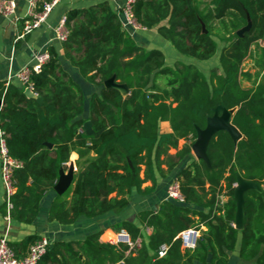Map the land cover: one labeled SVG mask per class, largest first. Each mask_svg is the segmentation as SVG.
Here are the masks:
<instances>
[{"label":"trees","instance_id":"trees-1","mask_svg":"<svg viewBox=\"0 0 264 264\" xmlns=\"http://www.w3.org/2000/svg\"><path fill=\"white\" fill-rule=\"evenodd\" d=\"M133 13L140 24L155 27L183 55L210 60L219 52L218 64L208 76L194 63L167 65L161 49H148L123 28L109 0L68 9L64 55L100 90L90 96L89 116L77 118L84 111V93L62 66L55 46L49 47L50 60L42 66L48 77L37 72L31 76L42 104L28 96L24 86L0 82L4 100L0 127L6 133L8 154L22 163L13 173L11 218L25 223L36 220L42 198L54 189L72 149L85 148L95 156L80 166L74 185L63 194L56 192L48 218L61 224L82 215L92 218L122 211L133 187L151 192L153 186L142 188V184L146 178L156 183L154 163H160V155L181 138L193 140L177 155H168L169 168L192 155L197 127L204 128L219 105L236 108L231 121L244 138L236 141L226 130L218 131L208 145L211 167L202 159L193 160L176 174L184 202L164 199L157 211L139 213L142 223L153 228L147 243L139 226L123 221L119 225L133 242L142 239L139 247L98 243L102 233L98 231L83 240L55 241L38 264H228L239 231L234 226L237 174L264 185V80L246 88L240 79L252 77L244 72L243 63L253 46L256 74L264 70V0H135ZM249 21L250 28L239 35L237 31ZM217 39L224 42L219 51ZM111 77L127 84L130 92L123 95L106 86ZM163 77L165 86L160 88L157 80ZM88 120L91 135L84 129ZM164 120L170 122L172 132L160 134L159 123ZM221 195L228 199L222 202ZM244 198L238 264H264V188L249 189ZM4 208L7 213L6 203ZM201 225L206 230L196 246L183 248L179 233ZM40 238L27 235L10 246L23 255ZM162 243L169 249L160 257Z\"/></svg>","mask_w":264,"mask_h":264},{"label":"crops","instance_id":"crops-1","mask_svg":"<svg viewBox=\"0 0 264 264\" xmlns=\"http://www.w3.org/2000/svg\"><path fill=\"white\" fill-rule=\"evenodd\" d=\"M100 1L102 0H61L48 16L45 23L39 28L34 29L31 33L19 38L18 36L21 35L24 24L28 19L27 11L29 0H15L16 9L13 15L4 16L0 13V82H4L6 85L13 83L19 87L24 86L16 76V73L22 67L26 65L30 66L34 63L35 52L46 51L50 46H55L62 66L70 74L72 79L80 85L84 93V111L77 118H87L89 116L88 103L90 96L93 92L99 91L100 86L87 81L81 76L79 69L65 57L62 46L63 41L57 38L56 27L68 9L74 7H88ZM124 1L125 0H109L112 8L116 12H118V7L121 6ZM131 35L138 41V43L145 45L148 49L158 48L162 50L161 46H165L169 51L171 50L170 46L163 42V38L157 33L155 27L148 30H139L131 33ZM262 43L263 40L261 44ZM165 59L167 60L166 54ZM166 64L170 65L167 61ZM261 73L262 80H264V70ZM127 92H130L129 88ZM37 96L38 94L35 93L34 96L30 97L36 98ZM3 104L4 100L2 98V104L0 107ZM169 132H172L170 122L167 120L160 121L159 133L162 134ZM192 140L193 139L186 140L181 138L179 139L177 146H169L167 148V153L163 152L160 155V163L158 165L154 163V177L156 183L154 184L151 178H146L142 184V188L153 186L154 188L151 192L141 193L133 187L130 192L129 205L122 211H111L92 218L82 215L75 222L70 224H61L56 220L51 221L48 218L50 204L57 194L54 189L48 191L42 198L40 213L33 223L21 222L11 217L8 218L4 208L5 189L1 179L0 164V236L6 235L9 243H11L19 242L27 235L37 234L40 237L49 238L52 244L55 241L83 240L92 233L102 231L97 240L98 243L118 245L123 241L117 243L113 242L112 240H114L116 234L121 231L128 233V231L120 226L119 223L123 221H131L141 228L143 240L147 243L150 234L153 232V228L142 223L139 213L144 210L157 211L160 208V203L166 199L168 185L174 178H176V174L179 170L191 161L199 160L192 151V155L185 156L178 165L172 169L169 168L167 161L168 155H177L183 146L187 143H191ZM80 150L83 152H80ZM85 150V148L72 149L70 158L68 162L65 163V167H63L67 172L70 166L74 165V178L71 186L74 185V180L80 166L84 165L89 159L95 156L93 151L87 152ZM141 177H145V166L142 168ZM112 195H115V193ZM220 198L223 202L228 199V196L221 195ZM196 208L205 211L208 210L207 208L199 206ZM199 229L202 237V233L206 230V226L201 225ZM141 240V238L137 239V241H139V246ZM182 247L186 248L183 245ZM239 262L240 258L234 256L232 253L228 264H238Z\"/></svg>","mask_w":264,"mask_h":264},{"label":"built area","instance_id":"built-area-1","mask_svg":"<svg viewBox=\"0 0 264 264\" xmlns=\"http://www.w3.org/2000/svg\"><path fill=\"white\" fill-rule=\"evenodd\" d=\"M39 0H29L27 17L22 33L18 37H23L31 33L34 29L39 28L46 22L48 16L59 4L61 0H46L42 5L38 4ZM135 0H125L124 3L118 7V14L120 16L122 26L130 34L139 30H148L149 28L140 24L134 13L133 3ZM15 0H0V13L4 16H10L15 13ZM57 38L61 41L66 40L68 36V29L66 27V15L64 14L56 27ZM50 60V53L48 50L35 52L34 63L30 66L22 67L16 76L20 79L26 89L34 92V85L31 76L34 72L40 73L42 66ZM35 93V92H34ZM83 130V129H81ZM0 164H1V179L5 189V203L7 217L10 218V212L13 207L11 200L12 195L16 191L14 180V169L21 166V161L11 157L8 154L6 145V133L0 127ZM236 184V183H235ZM167 200H175L184 202L185 197L180 188L178 178H174L167 187ZM182 238V244L186 248H194L201 238V231L199 228L191 227L179 233ZM113 242L123 241L129 245L130 249L138 247L139 241L133 242L127 232L121 231L116 234ZM51 241L47 237H41L29 245L28 250L23 255H18L16 251L10 246L6 235L0 236V264H38L40 258L46 253ZM169 249L167 243H162L158 249V256L163 257ZM122 264V262H120Z\"/></svg>","mask_w":264,"mask_h":264},{"label":"water","instance_id":"water-1","mask_svg":"<svg viewBox=\"0 0 264 264\" xmlns=\"http://www.w3.org/2000/svg\"><path fill=\"white\" fill-rule=\"evenodd\" d=\"M251 26V21L248 22L246 26L239 29L237 33L242 35L244 31L248 30ZM203 29H205V25L203 24ZM40 75L43 77H48L43 71L40 72ZM106 86H113L119 89L123 95L128 94V86L124 83H118L115 81L114 77L105 81ZM28 96H34L35 93L30 89L25 90ZM38 101L42 104L43 98L38 95L36 97ZM2 104V98L0 97V105ZM236 108L226 109L221 105L217 106L214 109V115L208 117L207 124L204 128L197 127V138L195 139L194 143L192 144V151L194 155L198 159H202L209 167H211V160L208 155V145L212 139V137L220 130H226L234 140H239L244 138L243 134L239 131V129L232 123L231 116L234 113ZM84 129L88 135L93 133L92 123L90 120L84 123ZM52 146L51 143H49ZM74 178V165H71L69 170L66 172L65 169L62 167L59 172L58 180L54 186V190L58 194H63L68 190L71 186ZM254 189L258 192L263 191V187L261 184L244 179L241 174H237V182L235 184L234 189V199L236 202V213H235V224L234 226L239 230L237 233V240L235 244V249L232 252L234 255L239 256L242 249V242H243V232L245 226V198L244 193L249 190Z\"/></svg>","mask_w":264,"mask_h":264},{"label":"rangeland","instance_id":"rangeland-1","mask_svg":"<svg viewBox=\"0 0 264 264\" xmlns=\"http://www.w3.org/2000/svg\"><path fill=\"white\" fill-rule=\"evenodd\" d=\"M162 40L167 45H169L171 48V50L169 51V49L166 48L165 46H161L162 51H164V54L167 55L166 61L170 65L175 64L177 61H182L186 63H194L208 76L210 74V69L213 66H216L219 62V59H218L219 52L215 55V57L211 58L210 60H198L193 57L186 56V55L179 53L168 40H165V39H162ZM217 41L219 42V48H218V51H219L220 48L224 45V42L220 41L219 39H217ZM255 54H256V46H253L251 54L246 58V60L243 63L244 72L252 73L251 78L246 77L245 75H242L240 78L242 86L246 88H255L258 84L262 83V73L259 75L256 74L257 68L255 67V60H254ZM164 80H165L164 77L159 78L157 80V84L160 88H163L165 86ZM263 188H264V185H263Z\"/></svg>","mask_w":264,"mask_h":264}]
</instances>
